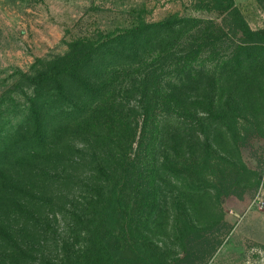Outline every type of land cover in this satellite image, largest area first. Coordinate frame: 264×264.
Segmentation results:
<instances>
[{
	"label": "trees",
	"instance_id": "obj_1",
	"mask_svg": "<svg viewBox=\"0 0 264 264\" xmlns=\"http://www.w3.org/2000/svg\"><path fill=\"white\" fill-rule=\"evenodd\" d=\"M191 7L225 12L243 38L264 41L229 0ZM192 20L138 17L76 38L41 69L20 73L29 93L16 84L5 91V106L22 115L0 129V264H187L192 252L214 250L203 233L215 225L216 197L204 174L208 159L195 157L192 123L200 120L191 112L200 106L217 123L204 147L226 138L219 131L226 113H213L208 83L202 94L194 86L203 77L192 67L198 48L169 47ZM246 56L249 65L257 58ZM167 59L172 77L161 83ZM233 72L224 101L238 115L243 81Z\"/></svg>",
	"mask_w": 264,
	"mask_h": 264
},
{
	"label": "rangeland",
	"instance_id": "obj_2",
	"mask_svg": "<svg viewBox=\"0 0 264 264\" xmlns=\"http://www.w3.org/2000/svg\"><path fill=\"white\" fill-rule=\"evenodd\" d=\"M195 1L0 0V97L4 98L0 99V129L8 132L22 115L20 108L5 106V91L16 84L29 93L31 87L22 86L20 73L30 75L41 69L62 55L72 40L130 27L138 17L150 22L171 13L189 16L191 27L183 28L169 47L174 54L198 48L192 67L201 70L203 77L194 86L199 94L206 90V83L213 89V113H226L225 125L219 131L227 136L204 147V133L217 123L200 106L191 112L200 120V125L192 123L193 132L198 133L195 157L208 159L204 174L216 197L215 225L203 236L216 245L209 253L192 252L187 264H264V41L246 40L227 13L194 9ZM229 1L250 30L264 34V0ZM247 53L257 57L251 65ZM154 55L152 52L150 57ZM171 67L168 59L162 64L161 83L172 77ZM233 71L243 81V107L238 115H230L224 101L234 81ZM248 72L253 74L246 81L243 75ZM163 88L169 90L165 85ZM193 89L187 88L186 93L195 94ZM189 139L185 136V158H191ZM173 183L169 179L167 192L175 191Z\"/></svg>",
	"mask_w": 264,
	"mask_h": 264
}]
</instances>
